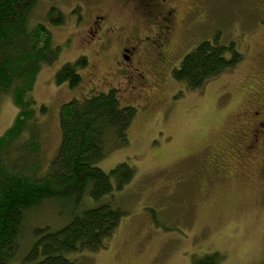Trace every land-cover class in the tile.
<instances>
[{
  "label": "rangeland",
  "instance_id": "1",
  "mask_svg": "<svg viewBox=\"0 0 264 264\" xmlns=\"http://www.w3.org/2000/svg\"><path fill=\"white\" fill-rule=\"evenodd\" d=\"M100 1L108 21H117L123 14L112 6V0ZM98 5L93 0H38L30 21L45 24L52 44L60 47L55 62L41 67L33 87L36 108H46L38 114L42 166L59 146V107L77 95L66 83L55 82V71L61 65L84 56L87 67L79 69L85 88L82 93L114 88L123 106L136 108L125 145L119 146L116 137L109 135L105 156L97 165L106 172L119 163L134 169L132 180L112 193L113 205L124 212L117 232L103 249L69 257L74 264H192L213 255V263L201 264H264V167L260 168L264 149H249L248 143L243 147L246 137L241 136L236 152V139L228 138L235 118L244 117L239 109L249 97L244 90L251 84L248 75L252 71L250 56L257 49L255 39L239 36L240 22L224 16L229 7L220 5L211 11L215 17L205 11L204 18L190 25L183 49L165 71L149 72L146 60L143 66L135 60L130 66L138 68L143 78L131 70L124 76L118 72L123 63L117 65L112 54L115 47L106 52L82 42ZM53 6L62 12L60 26L47 20V11ZM75 10L81 14L80 20ZM216 31L223 43L236 42L245 61L213 77L201 89L189 90L171 72L189 50L210 40ZM15 116L13 103L1 96L0 136ZM245 159H249L246 166L241 163ZM231 164L236 173L229 177ZM64 215L56 201L30 211L23 223L19 252L29 250L33 228L61 227Z\"/></svg>",
  "mask_w": 264,
  "mask_h": 264
},
{
  "label": "trees",
  "instance_id": "2",
  "mask_svg": "<svg viewBox=\"0 0 264 264\" xmlns=\"http://www.w3.org/2000/svg\"><path fill=\"white\" fill-rule=\"evenodd\" d=\"M37 3L0 0V97L9 98L16 114L0 136V264H74L70 255L103 249L124 215L113 205L112 193L134 177L127 163L116 164L108 172L97 166L105 156L109 135L116 137L119 146L125 145L136 108L123 106L114 88L83 94L79 69L87 67L84 56L55 71V82L66 83L77 95L59 107V146L42 166L38 114L46 108H36L33 87L41 67L55 62L60 47L52 44L45 24H31ZM47 12L50 24H63L56 7ZM75 13L80 20V12ZM242 58L234 43H223L217 34L189 50L171 74L189 90L201 89L213 77L237 67ZM50 201L57 202L66 220L58 228H33L29 250L19 252L26 216ZM213 260V255H207L192 264Z\"/></svg>",
  "mask_w": 264,
  "mask_h": 264
},
{
  "label": "flooded vegetation",
  "instance_id": "3",
  "mask_svg": "<svg viewBox=\"0 0 264 264\" xmlns=\"http://www.w3.org/2000/svg\"><path fill=\"white\" fill-rule=\"evenodd\" d=\"M93 2L99 5L88 21L82 42L86 45L95 44L106 52L110 47H115L113 57L118 61L117 65H124L122 68L118 67V72L125 76L128 74L127 70H131V73L142 78L141 71L130 66L133 61L143 66L146 60L149 72L165 71L179 55L178 50L183 49L185 39L191 31L190 25H195L199 19L204 18L205 11L207 16L213 18L215 16L211 11L214 8L228 6L224 16L238 20V28H242V32L238 30L239 36L255 39L257 45L250 56L252 71L248 78L251 84L244 90L249 97L245 98L239 109L244 117L235 118V128L228 131V138L236 139H232L233 144L237 145L236 152L240 150L237 139H241V136L246 137L240 142L241 145L244 144L243 147L248 143L249 149H264V0H112V6L123 12L113 22L107 20L101 1ZM217 34V31L213 32L211 37ZM232 43L236 42L232 40L226 44ZM248 161L249 159H245L241 163L246 166ZM233 167L231 164L229 177L235 176ZM262 167L264 160L260 162V168Z\"/></svg>",
  "mask_w": 264,
  "mask_h": 264
}]
</instances>
